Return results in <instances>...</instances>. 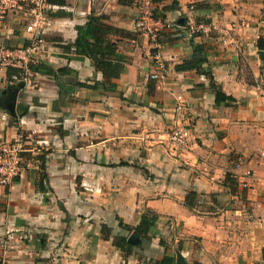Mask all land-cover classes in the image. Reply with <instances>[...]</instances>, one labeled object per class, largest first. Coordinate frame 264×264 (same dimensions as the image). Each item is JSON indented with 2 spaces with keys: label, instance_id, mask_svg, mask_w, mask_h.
<instances>
[{
  "label": "crops",
  "instance_id": "crops-1",
  "mask_svg": "<svg viewBox=\"0 0 264 264\" xmlns=\"http://www.w3.org/2000/svg\"><path fill=\"white\" fill-rule=\"evenodd\" d=\"M58 1L37 67L69 74L35 72L14 112L0 83V147L22 134L38 148L16 184L0 186V264H264V0H160L157 40L138 28V0ZM92 16L130 34L110 38L128 62L117 92L81 87L103 75L66 50ZM26 25L10 13L0 47L29 44ZM192 43L235 102L217 106L208 77L176 71ZM182 126L190 137L178 150L170 135ZM147 211L159 219L125 259L115 240L135 232L122 224L138 227Z\"/></svg>",
  "mask_w": 264,
  "mask_h": 264
},
{
  "label": "built area",
  "instance_id": "built-area-1",
  "mask_svg": "<svg viewBox=\"0 0 264 264\" xmlns=\"http://www.w3.org/2000/svg\"><path fill=\"white\" fill-rule=\"evenodd\" d=\"M157 0H138L141 19L138 28L152 40H157L165 20L156 17ZM50 0H0V23L5 22L10 13L25 15V31L31 35L30 43L23 47H0V83L8 86L33 83L36 73L33 68L38 65L36 55L43 46L44 39L39 32L46 22L50 10ZM170 27V26H168ZM163 69V65L161 66ZM10 71L15 72L9 76ZM190 137L187 128L174 130L170 139L175 146L185 148ZM36 147H28L26 137L19 134L14 140L0 147V186L11 188L23 173L24 156L35 155ZM264 156V155H263Z\"/></svg>",
  "mask_w": 264,
  "mask_h": 264
},
{
  "label": "trees",
  "instance_id": "trees-1",
  "mask_svg": "<svg viewBox=\"0 0 264 264\" xmlns=\"http://www.w3.org/2000/svg\"><path fill=\"white\" fill-rule=\"evenodd\" d=\"M157 0L156 3H159ZM51 5L55 3H60L58 0H50ZM156 17L164 19V13L162 10L156 12ZM108 18L105 16H92L86 27L81 28L78 32V38L73 44L67 46L66 50L70 52H75L78 56L87 57L90 59L96 68V70L102 73L104 81L97 83L94 86L87 84H80L81 87L98 89L102 87L108 92H117L118 85L115 83L116 80L120 79L122 74L126 70V65L128 62L119 56L118 46L116 43L111 41L112 36L117 37H128L130 34L126 31L116 29L107 24ZM260 47L263 49L262 44ZM65 48V47H64ZM193 56L190 60L185 61L181 65L176 66L177 72H188L195 71L198 75H204L210 80V88L214 92L216 97V105L223 106L228 105L227 103L235 102L236 100L231 96L226 95L220 87L215 84L211 72L205 71L207 65L206 59V49L203 45H195L192 43ZM38 66V65H37ZM33 68L34 72H43L49 76L58 77L59 75L69 74L67 68H61L58 71L49 69L47 67H37ZM155 81L151 80L148 84L149 92L152 93L155 89ZM226 183H230L232 190L235 192L238 185H236L235 179L226 177ZM196 203V195L189 194L187 198L186 205L188 208L193 209ZM159 216L154 212L147 211L143 214L141 223L138 227L132 228L128 226L122 227L129 234L132 232L137 233V235L143 240L149 239V233L151 228L158 221ZM106 230V228H105ZM107 231V230H106ZM105 232V231H104ZM105 234V233H104ZM125 255V259L133 255V247L128 243V237L120 236L115 240L114 243ZM263 260H264V250H263ZM162 264H169L168 261H164Z\"/></svg>",
  "mask_w": 264,
  "mask_h": 264
},
{
  "label": "water",
  "instance_id": "water-1",
  "mask_svg": "<svg viewBox=\"0 0 264 264\" xmlns=\"http://www.w3.org/2000/svg\"><path fill=\"white\" fill-rule=\"evenodd\" d=\"M23 84L17 85L16 86H11L10 90L5 92L4 94L9 96L10 100L8 104L6 105V109L9 110L10 112L15 111V97L17 95V92H19L23 88ZM128 243L133 245V246H139L141 243L140 237L137 235V233H133L129 239ZM177 264H187L186 261L182 256H179L177 260Z\"/></svg>",
  "mask_w": 264,
  "mask_h": 264
},
{
  "label": "rangeland",
  "instance_id": "rangeland-1",
  "mask_svg": "<svg viewBox=\"0 0 264 264\" xmlns=\"http://www.w3.org/2000/svg\"><path fill=\"white\" fill-rule=\"evenodd\" d=\"M49 12V11H48ZM144 33V32H143ZM180 109L181 108H178V111H180ZM184 126H182V127H179V128H177V129H173L172 131H174V130H181L182 128H183ZM170 141H171V139H170ZM172 142V141H171ZM175 145V144H174ZM176 148L178 149V150H181L182 149V147H178V146H176Z\"/></svg>",
  "mask_w": 264,
  "mask_h": 264
}]
</instances>
